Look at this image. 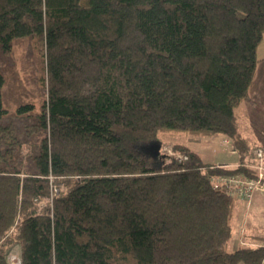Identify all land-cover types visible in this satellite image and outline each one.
I'll list each match as a JSON object with an SVG mask.
<instances>
[{"label":"trees","instance_id":"16d2710c","mask_svg":"<svg viewBox=\"0 0 264 264\" xmlns=\"http://www.w3.org/2000/svg\"><path fill=\"white\" fill-rule=\"evenodd\" d=\"M263 36L262 0H0V54L31 38L47 87L7 106L0 65V264H264V236L228 251L240 200L212 183L256 176L235 110ZM175 135H222L239 165L137 149Z\"/></svg>","mask_w":264,"mask_h":264},{"label":"rangeland","instance_id":"374dc122","mask_svg":"<svg viewBox=\"0 0 264 264\" xmlns=\"http://www.w3.org/2000/svg\"><path fill=\"white\" fill-rule=\"evenodd\" d=\"M31 38L17 39L13 43V51L9 54H0V65L6 78L5 87L3 89L4 103L7 106L14 108L15 106L24 105L26 103L34 104V112L40 111V106L47 98V87L42 82V75L44 71L38 64L36 53L32 51ZM167 136V135H166ZM224 139L222 135H213L211 137H202L200 141L189 143L186 136L165 138L162 146L171 145L174 142H181L191 145L198 150L203 159L209 163L238 161V154L233 151L230 144L220 146V142ZM167 141V142H166ZM137 149L146 156H152V144L138 143ZM235 149V148H234ZM155 160V167L157 169L161 166L160 150ZM28 152L27 147L22 150L23 154ZM167 163L171 159L166 160ZM222 165V164H221ZM237 164L231 165L234 167ZM51 181V195L49 203L53 204L55 196L64 191V184L54 178ZM54 189L55 194L52 192ZM40 209L48 203L45 201H38ZM264 236V193L256 192L251 201H239L234 218H233V234L228 244V251L233 252L240 247V245L254 244L253 236ZM242 264V263H241Z\"/></svg>","mask_w":264,"mask_h":264},{"label":"built area","instance_id":"2783aa9c","mask_svg":"<svg viewBox=\"0 0 264 264\" xmlns=\"http://www.w3.org/2000/svg\"><path fill=\"white\" fill-rule=\"evenodd\" d=\"M264 1V0H262ZM235 151V149L233 148ZM160 153L167 159H174L177 163L183 164L188 160L186 154L175 152L173 146L167 145L160 147ZM235 165L234 167L238 166ZM247 167L256 172V176L247 177L242 174L238 175H219L212 179L214 188L223 190L227 195L236 197L240 201H251L256 192L264 193V148L257 146L253 149L252 159ZM220 167L228 168L231 165H222ZM53 194H55L52 188ZM10 264H21L19 256L13 254L9 256Z\"/></svg>","mask_w":264,"mask_h":264},{"label":"crops","instance_id":"0c3cea01","mask_svg":"<svg viewBox=\"0 0 264 264\" xmlns=\"http://www.w3.org/2000/svg\"><path fill=\"white\" fill-rule=\"evenodd\" d=\"M257 56L259 60L252 87L251 99L243 101L236 108L235 116L238 131L257 146L264 148V36L258 47ZM226 144H230V147H233V143L224 138L220 142V146H226ZM191 148L194 149L192 146ZM158 149L156 144H152L153 151L158 152ZM196 151L201 154L198 150ZM238 162L239 160L231 163L218 162L215 164L234 165L238 164Z\"/></svg>","mask_w":264,"mask_h":264},{"label":"water","instance_id":"95a60500","mask_svg":"<svg viewBox=\"0 0 264 264\" xmlns=\"http://www.w3.org/2000/svg\"><path fill=\"white\" fill-rule=\"evenodd\" d=\"M158 150H160V147H159V149ZM156 153H159V151L158 152H156Z\"/></svg>","mask_w":264,"mask_h":264}]
</instances>
